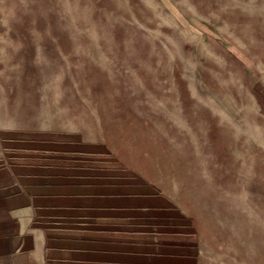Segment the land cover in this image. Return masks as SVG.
Returning a JSON list of instances; mask_svg holds the SVG:
<instances>
[{"label": "rangeland", "instance_id": "1", "mask_svg": "<svg viewBox=\"0 0 264 264\" xmlns=\"http://www.w3.org/2000/svg\"><path fill=\"white\" fill-rule=\"evenodd\" d=\"M240 5L0 0V211L30 213L35 261L264 264V21Z\"/></svg>", "mask_w": 264, "mask_h": 264}, {"label": "crops", "instance_id": "2", "mask_svg": "<svg viewBox=\"0 0 264 264\" xmlns=\"http://www.w3.org/2000/svg\"><path fill=\"white\" fill-rule=\"evenodd\" d=\"M232 8L247 4L255 19L264 21V0H231ZM260 23V22H259ZM30 213L0 211V264H40L35 261L31 245V224L25 221Z\"/></svg>", "mask_w": 264, "mask_h": 264}]
</instances>
